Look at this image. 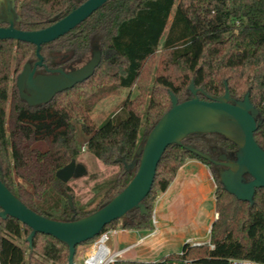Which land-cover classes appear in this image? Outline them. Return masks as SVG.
Returning <instances> with one entry per match:
<instances>
[{"label": "trees", "instance_id": "trees-1", "mask_svg": "<svg viewBox=\"0 0 264 264\" xmlns=\"http://www.w3.org/2000/svg\"><path fill=\"white\" fill-rule=\"evenodd\" d=\"M9 1L16 27L38 31L87 0ZM0 26H7L3 18ZM95 45L102 60L86 83L57 94L47 104L30 107L21 99L16 82L27 63L33 66L38 61L37 48L0 40V169L7 187L33 211L50 219L72 221L107 204L135 175L138 164L131 171L126 165L138 161V147L170 109V93L179 102L187 100L191 82L203 91L199 93L202 100L206 95H224L226 87L236 100L250 92L261 122L254 136L264 149V0H109L71 32L43 45L40 53L46 67L72 71L87 63ZM159 50L160 63L154 69ZM37 71L44 72V68ZM132 88L138 95L122 104L118 122L111 118L98 127L91 117L96 105L119 90ZM11 97L8 129L7 103ZM36 143H46L47 149L36 147ZM184 145L213 159L222 154L234 158L237 151L233 142L217 134L191 135L183 145L169 146L143 201L147 214L133 210L107 225L102 233L116 230L118 225L120 230L153 232L158 198L179 169L196 160L210 170L216 183L218 218L211 226L209 240L213 248L184 244L182 255L163 261L227 264L236 258L264 264V189L256 191L253 205L237 200L224 190L220 167L192 154ZM83 147L102 164L118 168L94 186L91 202L97 204L93 209L81 206L74 190L56 177L57 171L76 161ZM67 195L72 197L73 208ZM30 233L29 227L14 218L0 219V264L68 263L67 245L37 234L30 248ZM96 238L81 245L90 246ZM20 239L26 247L17 243Z\"/></svg>", "mask_w": 264, "mask_h": 264}, {"label": "water", "instance_id": "water-1", "mask_svg": "<svg viewBox=\"0 0 264 264\" xmlns=\"http://www.w3.org/2000/svg\"><path fill=\"white\" fill-rule=\"evenodd\" d=\"M108 1L87 0L45 29L23 31L16 27V16L11 1L5 0L3 21L7 26H0V40L25 42L37 48L38 61L33 66L27 63L16 82L21 99L30 107L47 104L57 94L70 91L93 76L102 60L100 50L95 51L87 63L72 71L46 67L40 51L43 45L71 32ZM38 67L44 68V73H37ZM188 90L190 96L183 102H179L178 98L170 93V109L158 120L138 147V161L126 165V169L131 171L138 164L135 175L129 184L103 207L72 221L44 217L27 207L11 192L0 169V219L11 217L29 227L31 233L27 242L30 248L37 234L52 236L64 243L69 248L68 264H74L77 247L98 237L107 225L133 210H139L141 215L147 214L143 201L152 189L158 165L169 146L183 145V141L191 135L209 134H217L233 142L237 146L234 158L222 154L215 160L195 147H184L197 157L220 166L218 174L224 190L237 200L253 205L256 191L264 189V149L254 136L261 122L259 111L250 100V92H247L243 99L236 100L226 87L224 95L215 98L206 95V100H202L199 93L203 91L197 89L193 82ZM118 161L125 163L124 159ZM84 170V167L77 165L74 160L57 171L56 177L68 184L73 176H79ZM67 198L73 208L72 197L67 195Z\"/></svg>", "mask_w": 264, "mask_h": 264}, {"label": "rangeland", "instance_id": "rangeland-1", "mask_svg": "<svg viewBox=\"0 0 264 264\" xmlns=\"http://www.w3.org/2000/svg\"><path fill=\"white\" fill-rule=\"evenodd\" d=\"M6 2L0 0V18L5 19ZM172 19V17H171ZM171 23V20H170ZM169 23V24H170ZM97 45L93 47L91 54L87 56V62L91 59L93 53L98 51ZM161 50L157 52L154 60V69L158 68L160 63ZM12 84L10 85V92H12ZM138 95L137 89H122L111 94L101 100L93 112L91 117L95 124L100 127L106 121L113 118L118 122L119 111L122 104L127 99H132ZM13 98L7 103L8 114V129H10L9 116L12 109ZM36 147L42 150L47 149L46 143H36ZM76 164L84 167V172L79 176H73L68 182V185L74 190L79 204L87 209H93L96 202H91L93 199V188L97 183H100L115 172L117 167L106 166L102 164L93 155L81 150L79 157L76 159ZM200 167V166H199ZM206 169V168H205ZM204 176L200 174L201 171ZM189 173L191 179L186 174ZM184 185V186H183ZM181 189L176 194L172 193L169 201L164 204V209L153 216L158 220V224L154 226L158 230L157 234L146 237L140 244L128 251L123 258L129 261L154 263L166 259L169 256H177L183 250L185 240L190 237L198 236L200 241L210 240L211 226L218 218L216 217V183L209 169L204 171V168L196 166L187 167L181 175ZM161 198L157 204L161 202ZM157 206V205H156ZM118 225L116 230H109L110 246L113 250H121L128 245L135 243L140 237H145L149 232L120 230ZM17 243L26 247L24 239L17 240ZM89 245H81L77 249L75 260L78 264H83L81 261L89 249ZM177 261V259L170 260V262Z\"/></svg>", "mask_w": 264, "mask_h": 264}, {"label": "built area", "instance_id": "built-area-1", "mask_svg": "<svg viewBox=\"0 0 264 264\" xmlns=\"http://www.w3.org/2000/svg\"><path fill=\"white\" fill-rule=\"evenodd\" d=\"M83 150L85 151V147H83ZM216 217H218V214H216ZM110 234L111 232H103L101 233L96 240L90 245L87 253L82 258L83 264H115L119 261H125V262H132V263H142V262H134L129 261L123 258V256L130 251L132 248L140 244L146 237L155 235V232L148 234L145 237H142L138 239L135 243H132L128 245L126 248L121 250H113L110 246ZM185 244L190 245L191 247H200L205 244H207L211 249L213 248V245H211L210 241H200V240H187L185 241ZM183 251L179 254L182 255ZM159 263L165 262V264H194L195 262L192 260H177L174 262L169 261H158ZM156 262V263H158ZM68 264V263H66ZM74 264H78L76 260H74ZM227 264H259L252 260L247 259H236L232 258L227 261Z\"/></svg>", "mask_w": 264, "mask_h": 264}, {"label": "crops", "instance_id": "crops-1", "mask_svg": "<svg viewBox=\"0 0 264 264\" xmlns=\"http://www.w3.org/2000/svg\"><path fill=\"white\" fill-rule=\"evenodd\" d=\"M190 166H196V167H198V168H204V171L205 170H207L208 168L205 166V165H203L201 162H199V161H196V160H192V161H189V162H187L184 166H182L180 169H179V171H178V173H177V176H176V178H175V180L171 183V185L169 186V188L167 189V191L165 192V193H163V194H161L160 195V197H162L161 198V202H159V204H157L156 203V205H155V209H154V215H155V213H157V212H159V210L161 209H164V204H166L168 201H169V198L171 197L170 195L172 194V193H175L176 194V192L179 190V189H181V186H180V183H181V175L183 174V172H184V170L187 168V167H190ZM200 166V167H199ZM206 168V169H205ZM201 171V170H200ZM203 172L201 171L200 172V174L202 175V176H204V174H202ZM189 176H191L189 173H187L186 174V179H184V183H186L187 182V179L188 178H190L191 179V177H189ZM184 186V185H183ZM160 197L158 198V200L160 199ZM158 200H157V202H158ZM154 223L157 225L158 224V220L156 219V218H154ZM155 227V226H154ZM211 228V227H210ZM153 232H155V234H157V232H158V230L156 229V227H155V230L153 231ZM153 232H151V233H153ZM208 232H210V229L208 230ZM151 233H149V234H151ZM140 238H142V237H140ZM139 238V239H140ZM198 239H200V237H198V236H195V237H190V238H187L185 241H187V240H198Z\"/></svg>", "mask_w": 264, "mask_h": 264}, {"label": "flooded vegetation", "instance_id": "flooded-vegetation-1", "mask_svg": "<svg viewBox=\"0 0 264 264\" xmlns=\"http://www.w3.org/2000/svg\"><path fill=\"white\" fill-rule=\"evenodd\" d=\"M37 73H44V72H38V71H37ZM218 158H219V157H217V159L215 158V160H218ZM219 167H220V166H219ZM220 168H221V167H220Z\"/></svg>", "mask_w": 264, "mask_h": 264}]
</instances>
